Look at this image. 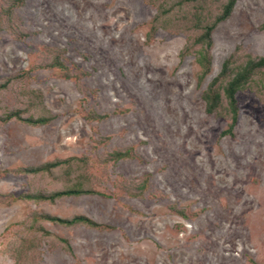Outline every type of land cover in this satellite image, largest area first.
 Wrapping results in <instances>:
<instances>
[{"label": "rangeland", "instance_id": "1", "mask_svg": "<svg viewBox=\"0 0 264 264\" xmlns=\"http://www.w3.org/2000/svg\"><path fill=\"white\" fill-rule=\"evenodd\" d=\"M227 1L0 0V264H264V69L233 128L225 94L264 58V0L198 62Z\"/></svg>", "mask_w": 264, "mask_h": 264}, {"label": "trees", "instance_id": "2", "mask_svg": "<svg viewBox=\"0 0 264 264\" xmlns=\"http://www.w3.org/2000/svg\"><path fill=\"white\" fill-rule=\"evenodd\" d=\"M238 1L239 0H228L223 7L222 14L216 19L213 25L205 27V31L199 39V42L205 46V50L200 53V57L198 59V62L203 69V76L208 74L210 68L209 50L212 47V32L218 23L226 21L231 16ZM262 27L264 28V25ZM228 68L229 63L227 62L224 64L223 70L219 77L213 81L209 88V91L204 95V101L207 105V112L210 114L214 113L220 107L221 95L219 92L216 91L215 87L217 83L220 82L223 77H225L228 72ZM257 69H264V58L257 59L256 61L250 60L247 63V66L244 71L237 74L236 77L231 82H229L228 86L225 89V94L229 100V107L232 112L231 128H233V126L235 125L238 117L236 93L249 80L251 74ZM49 220L67 226H72L78 223H84L92 227H98V224L86 217H75L70 220L50 217Z\"/></svg>", "mask_w": 264, "mask_h": 264}, {"label": "bare ground", "instance_id": "3", "mask_svg": "<svg viewBox=\"0 0 264 264\" xmlns=\"http://www.w3.org/2000/svg\"><path fill=\"white\" fill-rule=\"evenodd\" d=\"M241 158V157H240ZM206 176V175H205ZM222 176V175H221ZM237 178V177H236ZM224 180V179H223ZM227 180V179H226ZM235 180V179H234ZM233 181V180H232ZM225 182V181H224ZM223 183V182H222ZM227 184V183H226ZM235 184V183H234ZM230 185H233V184H230ZM231 187V186H230ZM238 187V186H237ZM237 187H235V188H237ZM229 188V187H228ZM240 189V188H239ZM219 190V189H218ZM232 190H234V189H232ZM236 191V190H235ZM233 192V191H232ZM233 193H235V192H233ZM237 197V196H236ZM235 199H237V198H235ZM238 200V199H237ZM236 200V201H237ZM247 202V201H246ZM245 203V202H244ZM248 203V202H247ZM231 213V212H230ZM235 214V213H234ZM261 223V222H260ZM260 230V229H259ZM232 231H234V229L232 230ZM231 231V232H232ZM247 231V230H246ZM249 231V230H248ZM235 232V231H234ZM233 232V233H234ZM243 235V234H242ZM227 236V235H226ZM216 237V236H215ZM215 237H212V238H215ZM217 238V237H216ZM229 238H231V237H229ZM218 239V238H217ZM240 240V239H239ZM257 240V239H256ZM205 241V240H204ZM204 241H203V243H204ZM218 241V240H217ZM217 241H214V242H212V240L210 239V241L208 242L209 243V246H211V248L208 250V251H206L208 254H210V252H214V251H218V252H221V255L222 256H229V255H232V254H228V253H225L226 251H223V246H225V244L222 242V244H219V243H217ZM247 241V240H246ZM202 242V241H201ZM203 243H201V245L203 244ZM229 243V242H228ZM233 243V242H232ZM239 243V242H238ZM241 243V242H240ZM239 243V244H240ZM236 244V243H235ZM234 244V245H235ZM245 244V243H244ZM205 245H206V242H205ZM228 245V244H227ZM240 246H241V244H240ZM207 247V246H206ZM246 247V246H245ZM194 249H195V247H194ZM202 251H204V249L202 250ZM228 251V250H227ZM229 252H231V251H229ZM247 252V251H246ZM232 253V252H231ZM193 261V260H192ZM192 261L191 262H189V264L191 263V264H195V262H193L192 263ZM197 264H200V263H198L197 262ZM203 264H205V263H203Z\"/></svg>", "mask_w": 264, "mask_h": 264}]
</instances>
